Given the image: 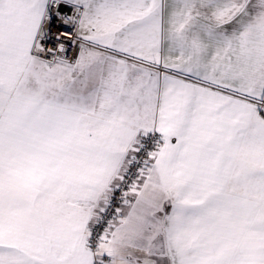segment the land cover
Masks as SVG:
<instances>
[{"label":"snow or ice","instance_id":"snow-or-ice-1","mask_svg":"<svg viewBox=\"0 0 264 264\" xmlns=\"http://www.w3.org/2000/svg\"><path fill=\"white\" fill-rule=\"evenodd\" d=\"M0 264H264V0H0Z\"/></svg>","mask_w":264,"mask_h":264}]
</instances>
